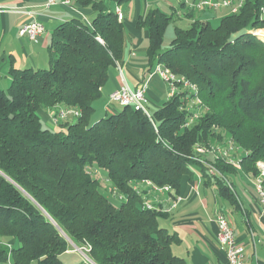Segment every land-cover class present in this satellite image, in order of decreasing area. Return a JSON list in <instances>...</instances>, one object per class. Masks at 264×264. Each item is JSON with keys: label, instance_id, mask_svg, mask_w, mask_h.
Wrapping results in <instances>:
<instances>
[{"label": "trees", "instance_id": "16d2710c", "mask_svg": "<svg viewBox=\"0 0 264 264\" xmlns=\"http://www.w3.org/2000/svg\"><path fill=\"white\" fill-rule=\"evenodd\" d=\"M75 2L93 10L90 24L79 18L60 24L48 67L13 69L9 89H0V237L19 243L11 250L0 243V263L63 264L73 242L89 245L95 264H190L174 254L179 239L161 226L165 214L146 208L136 186L149 181L179 192L195 167L210 178L209 168L194 159L195 148L224 135L242 150L243 170L259 175L264 39L256 31L264 28V0H244L218 27L180 5L192 22L175 27L166 50L164 34L176 15L155 9L140 17L138 27L150 34V67L164 64L190 88L178 84L174 97L150 116L119 105L97 121L94 104L123 57L125 29L102 1ZM197 100V110L188 108ZM58 107L81 116L61 122L59 130L47 128L40 110ZM199 108L204 114L192 122ZM211 165L220 173L231 170L221 159ZM98 172L125 198L119 208L102 192ZM216 180L235 205L228 186Z\"/></svg>", "mask_w": 264, "mask_h": 264}, {"label": "crops", "instance_id": "0c3cea01", "mask_svg": "<svg viewBox=\"0 0 264 264\" xmlns=\"http://www.w3.org/2000/svg\"><path fill=\"white\" fill-rule=\"evenodd\" d=\"M47 1L0 0V89H9L13 69L48 67L49 46L54 31L60 24L72 18H79L90 24L94 18L92 9L79 7L75 0H71L67 5L62 3L64 0H56V4L50 7H46ZM100 1L110 11L116 13L119 10L122 13L125 46L122 59L111 69L108 81L102 88V95L96 101L97 107H106L103 117L108 113L117 112L118 110L109 104V96L120 86L126 85L136 90L143 81L148 80V91L145 95L147 110L149 107L161 109L169 100V86L154 73V66L150 67L148 58L150 34L146 27H138V19L140 17L144 19L155 9L161 10L167 16L171 13L170 16L175 14L179 19L186 18L183 10L181 7L176 9L172 0ZM219 12L222 14L221 18L229 14L227 10ZM219 12L210 14L218 15ZM196 14L200 20L206 22L201 15L205 16L207 12ZM33 21L41 22L46 29L45 35L37 42L20 36L21 28ZM257 35L261 36L259 32ZM55 109H41L39 113L43 124L52 130L58 127L52 119V112ZM228 139L217 140L212 146H226L230 142V138ZM238 151L242 152L239 148L231 152L239 163L238 166L230 165L221 159L231 166V170L221 173L217 171L216 175L208 179L204 178L199 167H195L192 176L182 180L179 192L171 189L169 192L157 193L147 185L141 183L137 185L143 190V195L146 194L145 201L165 214L161 219V226L179 239L173 246L174 254L190 264H229L226 249L218 241L219 228L216 220L218 213H222L230 220L236 241L243 248L245 264H264V215H261L258 204L256 190L258 176L243 170L242 158L236 154ZM206 160L211 164L219 159L209 155ZM218 176L234 195L235 205L223 196L216 180ZM72 252L70 250L66 255ZM0 264L12 262L9 260Z\"/></svg>", "mask_w": 264, "mask_h": 264}, {"label": "built area", "instance_id": "2783aa9c", "mask_svg": "<svg viewBox=\"0 0 264 264\" xmlns=\"http://www.w3.org/2000/svg\"><path fill=\"white\" fill-rule=\"evenodd\" d=\"M180 5L184 6V8L190 12H211L217 13L220 10L230 9L231 13H237L243 6L244 0H175ZM71 0H64L63 4H70ZM56 4V0H48L46 7H50ZM118 19L121 21L123 18L122 13L118 10L116 12ZM46 33L45 26L39 21H33L31 23L25 24L20 30L21 37H27L29 40L33 42H37L40 38H42ZM155 74H159L161 79L168 83L170 94L169 100H171L174 95L178 92V84H181L185 88H190L188 83L185 79L177 78L172 71L166 67L164 64L159 63L154 70ZM148 91V80L142 82L139 88L136 90L130 89L128 86L123 85L120 86L115 92H113L109 96V104L113 105H120L122 107H130L136 111H141L145 115L150 116L147 107H146V92ZM200 102V101H196ZM81 116L80 111L73 108H56L52 112V119L54 124L59 125L61 122H67L71 119H78ZM196 116L195 118H197ZM195 119L192 120V122ZM191 122V123H192ZM237 149L236 146L229 142L226 146H197L195 148L194 159L201 164H204L206 167L209 168L211 175H216L218 172L217 170L208 163L206 160L207 156L212 155L215 159H222L225 160L228 164L233 166H238L239 163L236 159L232 156L231 152ZM259 170L261 173L257 177V184L256 190L258 194V204L260 206V213L264 215V162L258 163ZM141 184L147 185L153 191L160 193V192H169L171 191V187L165 186L162 188L154 186L151 182L146 181L142 182ZM136 190L139 193H142L140 188L136 186ZM122 200H125L123 196H121ZM144 205L148 209H157L151 203L145 201ZM174 208V206H173ZM160 211V210H159ZM219 234H218V241L221 246L226 249L227 258L229 264H245L244 261V251L241 246L238 245L234 228L230 222V220L223 215L222 213H218L216 216ZM10 250L12 249V245L7 246ZM85 257H87L90 253L91 247L89 245H85L78 249Z\"/></svg>", "mask_w": 264, "mask_h": 264}, {"label": "rangeland", "instance_id": "374dc122", "mask_svg": "<svg viewBox=\"0 0 264 264\" xmlns=\"http://www.w3.org/2000/svg\"><path fill=\"white\" fill-rule=\"evenodd\" d=\"M172 4L174 5V7L176 9H178L180 7V4L177 2V1H174L172 0ZM229 12V14L231 13V10L230 9H225ZM171 13L168 14V16H170ZM184 15H185V11H184ZM220 15H222L220 12L218 15H215V14H210V13H207L205 14V16L202 14L201 17L206 20V22H210V24L213 26V27H218L219 24H220V21H221V17ZM197 16H199L198 14H196L194 16V18H198ZM191 25V20L187 19V17H177L175 16L174 17V20L173 22H171L167 28H166V31H165V34H164V39H163V49L166 50L168 49L170 46H171V43L175 37V27L178 26V27H181V28H188L189 26ZM264 30V28H261L259 30L256 31L259 32L261 34V37L264 39V32L262 31ZM159 63H155L154 64V70L156 69L157 65ZM157 76H159V74H156ZM160 77V76H159ZM166 83V82H165ZM168 85V83H166ZM180 90H189L188 88H185L184 86H182V88H180ZM169 92H170V89H169ZM97 103H95V108H96V112L93 114L92 116V121H97V120H100L102 117H103V113H104V110L105 108L100 106V107H97ZM201 101L200 102H195V104H189L188 108L191 106V108L194 110L196 108H198L199 105H201ZM117 110H120L122 109V107H120L119 105H113ZM190 108V109H191ZM149 110V113L150 114H153L156 109L155 108H148ZM197 110V109H196ZM204 114V111L202 109H198V117L195 118L194 121L198 120V118ZM75 120L74 119H71L70 122H74ZM57 129H61V127H57ZM228 139L229 137L227 135H224V139ZM229 140V139H228ZM222 141V139H221ZM205 147V146H204ZM239 158H243V154L242 152H239L236 153ZM262 163V162H260ZM257 169L259 171V174L261 173V170H259V167H258V163H257ZM97 176L101 179V190L102 192L108 197V199L112 202V204L119 208L121 205H122V202L123 200L121 199L120 197V194L117 193L115 191V189H113L112 191H110L111 189V185L107 182V180H105V178H103L101 172H98ZM141 192L143 194V190L141 189ZM146 194L143 195L144 199H146L145 197ZM14 243V248L18 247L19 243L17 241H14L13 239H10V238H3V237H0V243L2 245H5V246H8V245H11V243ZM70 246H71V250L73 251L72 253H69V254H65L63 255L62 257V262L63 264H80L82 262H85V263H90L93 262L95 264V262L91 259V257L88 255L87 257H85V255H83L78 249H80L79 246H77L75 243H70ZM89 258V259H88Z\"/></svg>", "mask_w": 264, "mask_h": 264}, {"label": "water", "instance_id": "95a60500", "mask_svg": "<svg viewBox=\"0 0 264 264\" xmlns=\"http://www.w3.org/2000/svg\"><path fill=\"white\" fill-rule=\"evenodd\" d=\"M70 243H72V242H70ZM89 259V258H88ZM91 264H94L93 262H91Z\"/></svg>", "mask_w": 264, "mask_h": 264}]
</instances>
